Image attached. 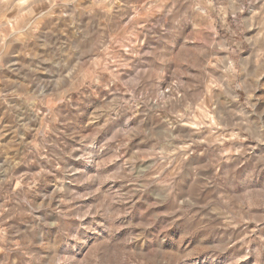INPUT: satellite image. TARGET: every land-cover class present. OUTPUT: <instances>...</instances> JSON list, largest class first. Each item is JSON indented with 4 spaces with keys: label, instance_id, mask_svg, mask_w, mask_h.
<instances>
[{
    "label": "rangeland",
    "instance_id": "374dc122",
    "mask_svg": "<svg viewBox=\"0 0 264 264\" xmlns=\"http://www.w3.org/2000/svg\"><path fill=\"white\" fill-rule=\"evenodd\" d=\"M0 264H264V0H0Z\"/></svg>",
    "mask_w": 264,
    "mask_h": 264
},
{
    "label": "built area",
    "instance_id": "2783aa9c",
    "mask_svg": "<svg viewBox=\"0 0 264 264\" xmlns=\"http://www.w3.org/2000/svg\"><path fill=\"white\" fill-rule=\"evenodd\" d=\"M197 1L211 2V1H214V0H197Z\"/></svg>",
    "mask_w": 264,
    "mask_h": 264
}]
</instances>
